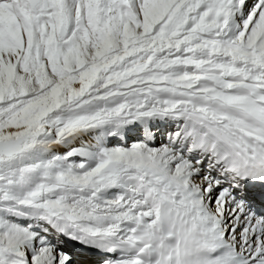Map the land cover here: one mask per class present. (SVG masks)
<instances>
[{"label":"snow or ice","instance_id":"6c2138e0","mask_svg":"<svg viewBox=\"0 0 264 264\" xmlns=\"http://www.w3.org/2000/svg\"><path fill=\"white\" fill-rule=\"evenodd\" d=\"M0 264H264V0H0Z\"/></svg>","mask_w":264,"mask_h":264}]
</instances>
